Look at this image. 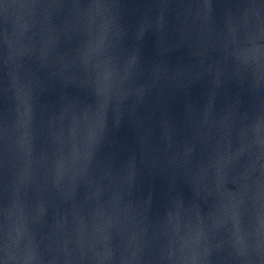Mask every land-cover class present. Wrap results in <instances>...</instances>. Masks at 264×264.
I'll use <instances>...</instances> for the list:
<instances>
[{"label": "water", "instance_id": "water-1", "mask_svg": "<svg viewBox=\"0 0 264 264\" xmlns=\"http://www.w3.org/2000/svg\"><path fill=\"white\" fill-rule=\"evenodd\" d=\"M0 264H264V0H0Z\"/></svg>", "mask_w": 264, "mask_h": 264}]
</instances>
